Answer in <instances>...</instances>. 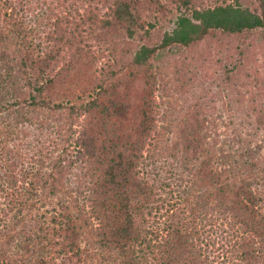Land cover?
I'll return each mask as SVG.
<instances>
[{
    "label": "trees",
    "instance_id": "16d2710c",
    "mask_svg": "<svg viewBox=\"0 0 264 264\" xmlns=\"http://www.w3.org/2000/svg\"><path fill=\"white\" fill-rule=\"evenodd\" d=\"M256 1L251 9V0H0V41L17 40L34 74L31 105L66 109V140L76 150L69 165L59 155L44 175V161L32 167L34 155L53 153L42 131L13 151L0 129L7 186L0 185V213L7 203L23 216L15 255L0 264H264V182L252 179L257 165L249 156L224 155L202 98L177 107L188 94L183 81L195 79L210 47L218 52L229 49V38L264 35V0ZM91 38L110 46L108 59L84 71L94 59ZM236 43L243 58L248 49ZM158 55L188 58L173 66L177 84L154 70ZM58 60L56 76L64 75L68 88L54 105L42 93L55 83L49 75ZM70 71L74 84L67 81ZM249 111L263 127L264 108ZM230 162L247 176L232 177ZM66 175L82 195L76 213L63 201ZM43 187L57 203L40 212L35 198ZM211 208L226 227H213L218 217Z\"/></svg>",
    "mask_w": 264,
    "mask_h": 264
},
{
    "label": "rangeland",
    "instance_id": "374dc122",
    "mask_svg": "<svg viewBox=\"0 0 264 264\" xmlns=\"http://www.w3.org/2000/svg\"><path fill=\"white\" fill-rule=\"evenodd\" d=\"M251 1V9H254V7L257 8V1ZM0 30L3 31L1 24ZM229 40V46L240 40V42L236 43L237 47L247 48L248 53L241 58L239 56V49H235V43L233 44L234 46L232 45L234 48H230L229 46H227L229 49L221 47L218 52V46L210 47V57L208 59L207 57L204 58V62L206 63L203 68L198 69L195 79L183 81L182 85L187 87L188 94L178 101L177 107L179 109L182 106L193 105L199 98H202L205 102L204 110L209 116L208 119L212 122L210 130L211 137L213 138L218 135V146L223 145L224 155L226 157H240L238 161H242L245 156H249V160L255 163L257 165L256 169H258V174L255 178L252 177V179L261 183L264 182V172H261L264 169V126H257L255 118L249 109L251 107L256 110L264 108L263 30H257L248 36L229 38ZM89 45L91 46L89 55L93 56L94 59H89L86 66H83L84 71L89 65H92L91 63L96 65L97 63L105 61L104 59L109 54L108 49H110L107 43H101L98 39L94 38L90 39ZM99 47L100 51L98 50ZM205 49H207L205 45L199 46L201 53ZM117 51L122 52L120 47H118ZM40 53L44 57V53ZM184 59L187 61L188 58L177 55H158L156 59L151 61V64L154 70L160 73L162 78L177 84L175 82L177 75L172 73L174 70L173 66L175 68L178 62L184 61ZM238 59H243L242 67H239L234 74L228 73L234 64L236 66L237 64L240 65V63H237ZM86 61V59L82 60L81 64ZM62 65L61 60L51 64L53 71L49 77L56 80L51 88H47L45 93H42V96L47 100L52 96L54 105L58 102L61 91L63 92V89L68 88H64L65 82L62 84L64 75L56 76V73L62 68ZM71 71L73 72V70ZM71 71L69 72L67 81L71 80L73 83L74 78ZM31 77L34 78V74L32 75L31 73V64L27 59V51L24 50V47L22 49L19 47L17 40L6 36V39L4 38L0 41V129L4 130L5 137L8 139L7 147L13 151L14 149L17 151L19 144L23 143L25 145L24 141L31 142V132L42 131L44 144L49 151L53 150V153H48V156L46 155L42 159L38 155H34V159L32 160L33 164L30 153L26 157L24 165L27 166L26 170L29 171V169L31 170V164L32 167L39 169L40 161H44L45 165L43 166L42 173L45 175L51 171V165L59 155L64 157L65 166L69 165L70 160L74 161L76 150L72 149V147L69 148L70 142L66 140L68 137L66 133L68 127L66 109L39 108L31 105V97L37 95L32 88ZM39 78L41 79L40 83L46 85L47 75L44 74L42 78L40 76ZM227 78H229V82ZM39 99L37 97V100ZM26 134L29 136H24ZM215 138L213 141L216 140ZM210 140L212 141V139ZM64 148L67 149L66 154L62 151ZM245 153L248 154L245 155ZM239 166H233V162H230L226 166V170L229 169L231 171L232 177L233 175L239 179L246 177V171L244 168H239ZM240 175L241 177H239ZM70 177L73 178L74 176L66 175L64 178L68 195L63 201L76 213L77 209L74 207V202L79 201L80 203L82 195L76 190L75 183H72L73 180ZM188 177L187 175L180 181L183 185L179 188L180 193L185 186L187 187L189 182ZM4 181V169L0 166V185L7 187L3 184ZM47 194L48 190L43 187L38 190L36 195L35 201H37L40 212L49 211L52 207H56L57 197L49 198ZM175 194L173 192L172 195ZM27 197L31 203V192ZM1 205L0 260H7L12 259L14 257L13 255H15L16 245L19 242L17 236L22 227L23 216L21 213H17L16 210H11V207L7 203H2ZM212 208L210 211L211 214L218 217L216 224L213 223V227L215 226L217 228L222 223H225L223 225L226 227V222H222L223 218L220 219L219 214L215 213V210ZM214 237H217V235L210 236V241ZM213 249L215 250L216 248Z\"/></svg>",
    "mask_w": 264,
    "mask_h": 264
}]
</instances>
